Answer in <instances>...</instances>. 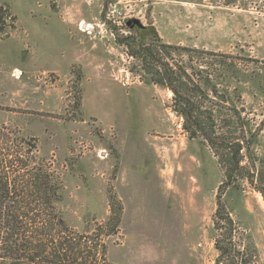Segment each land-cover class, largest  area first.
Returning a JSON list of instances; mask_svg holds the SVG:
<instances>
[{
	"label": "rangeland",
	"instance_id": "374dc122",
	"mask_svg": "<svg viewBox=\"0 0 264 264\" xmlns=\"http://www.w3.org/2000/svg\"><path fill=\"white\" fill-rule=\"evenodd\" d=\"M113 4L123 12V24H115L121 33L126 20L139 19L167 43L233 55L228 64L236 73L226 72L227 82L263 127L264 155V0ZM0 6L12 16L0 34V120L35 137L61 173L67 224L89 234L103 223L112 187L124 209L117 233L102 237L109 264H217L222 168L209 148L188 138L169 89L144 82L116 39L80 30L82 20H105L103 0H0ZM222 198L234 221L235 248L225 264H264V197L243 182Z\"/></svg>",
	"mask_w": 264,
	"mask_h": 264
},
{
	"label": "trees",
	"instance_id": "16d2710c",
	"mask_svg": "<svg viewBox=\"0 0 264 264\" xmlns=\"http://www.w3.org/2000/svg\"><path fill=\"white\" fill-rule=\"evenodd\" d=\"M111 2L103 0L104 17ZM11 19L8 9L0 6V34ZM124 28L127 32L121 33L111 25L116 42L136 61L135 71L144 82L173 93L172 109L183 119L188 138L209 148L222 168L215 247L219 251L217 264H225L235 247L234 221L223 195L246 182L264 197V155L258 149L263 127L244 104L239 88L231 89L227 82L226 72L232 78L236 73L234 64H228L235 57L167 43L150 22L144 25L128 19ZM217 64L226 68L220 70ZM82 77L80 69L75 82V107L79 110ZM63 187L61 173L51 159L40 154L37 139L0 120V262L109 264L102 237L119 229L124 209L120 198L109 188L108 218L85 234L67 224L63 216L59 206Z\"/></svg>",
	"mask_w": 264,
	"mask_h": 264
},
{
	"label": "built area",
	"instance_id": "2783aa9c",
	"mask_svg": "<svg viewBox=\"0 0 264 264\" xmlns=\"http://www.w3.org/2000/svg\"><path fill=\"white\" fill-rule=\"evenodd\" d=\"M122 18H123L122 10L116 4H113L108 8L105 20L96 23L86 22L85 20H82L79 24V28L82 32L90 36L100 37V38L110 37L115 40L116 34L113 31V29L109 28V26L111 24L122 25L123 23L120 20ZM21 75H22V70L18 68L14 70V76L19 77ZM103 153H105V150L100 151V155H102Z\"/></svg>",
	"mask_w": 264,
	"mask_h": 264
},
{
	"label": "water",
	"instance_id": "95a60500",
	"mask_svg": "<svg viewBox=\"0 0 264 264\" xmlns=\"http://www.w3.org/2000/svg\"><path fill=\"white\" fill-rule=\"evenodd\" d=\"M134 20H136V22H139L140 21L139 19H134Z\"/></svg>",
	"mask_w": 264,
	"mask_h": 264
},
{
	"label": "bare ground",
	"instance_id": "6f19581e",
	"mask_svg": "<svg viewBox=\"0 0 264 264\" xmlns=\"http://www.w3.org/2000/svg\"><path fill=\"white\" fill-rule=\"evenodd\" d=\"M264 202V201H263Z\"/></svg>",
	"mask_w": 264,
	"mask_h": 264
}]
</instances>
